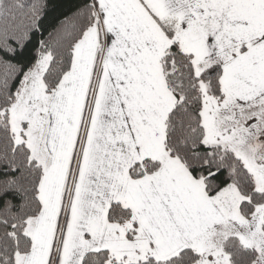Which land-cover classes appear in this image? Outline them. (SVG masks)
I'll list each match as a JSON object with an SVG mask.
<instances>
[{"label":"snow or ice","instance_id":"snow-or-ice-1","mask_svg":"<svg viewBox=\"0 0 264 264\" xmlns=\"http://www.w3.org/2000/svg\"><path fill=\"white\" fill-rule=\"evenodd\" d=\"M46 9L0 0V264H264V0Z\"/></svg>","mask_w":264,"mask_h":264},{"label":"trees","instance_id":"trees-1","mask_svg":"<svg viewBox=\"0 0 264 264\" xmlns=\"http://www.w3.org/2000/svg\"><path fill=\"white\" fill-rule=\"evenodd\" d=\"M31 2V0H26ZM47 3L46 16L43 20L44 28L51 31L63 17L73 10V7L82 2V0H45ZM47 31L44 35L47 36ZM39 36L33 38L32 44H29L25 54L31 55L35 46V41Z\"/></svg>","mask_w":264,"mask_h":264}]
</instances>
